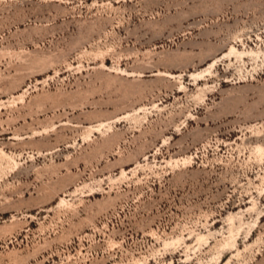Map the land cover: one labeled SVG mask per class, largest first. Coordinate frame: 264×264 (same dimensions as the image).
Returning <instances> with one entry per match:
<instances>
[{
	"label": "rangeland",
	"instance_id": "374dc122",
	"mask_svg": "<svg viewBox=\"0 0 264 264\" xmlns=\"http://www.w3.org/2000/svg\"><path fill=\"white\" fill-rule=\"evenodd\" d=\"M0 264H264V0H0Z\"/></svg>",
	"mask_w": 264,
	"mask_h": 264
}]
</instances>
